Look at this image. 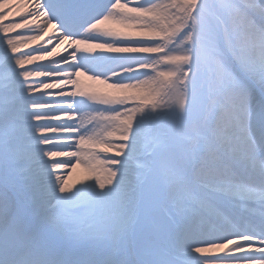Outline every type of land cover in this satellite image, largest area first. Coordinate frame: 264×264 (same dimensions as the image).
I'll return each instance as SVG.
<instances>
[{"label":"snow or ice","instance_id":"1","mask_svg":"<svg viewBox=\"0 0 264 264\" xmlns=\"http://www.w3.org/2000/svg\"><path fill=\"white\" fill-rule=\"evenodd\" d=\"M0 264H264V0H0Z\"/></svg>","mask_w":264,"mask_h":264},{"label":"bare ground","instance_id":"2","mask_svg":"<svg viewBox=\"0 0 264 264\" xmlns=\"http://www.w3.org/2000/svg\"><path fill=\"white\" fill-rule=\"evenodd\" d=\"M22 11H27V9H24ZM20 31H23V30H20ZM45 39H48L47 37ZM30 43V46L32 47H35V46H38V44H33L31 42ZM81 80L83 82V84L87 87V88H96V89H102L104 88L105 86L104 85H100V84H97L93 81H89L87 79V77H81ZM83 175V172L81 169H77V171L75 173L72 174V179L69 181V183H73L75 180L81 178Z\"/></svg>","mask_w":264,"mask_h":264}]
</instances>
